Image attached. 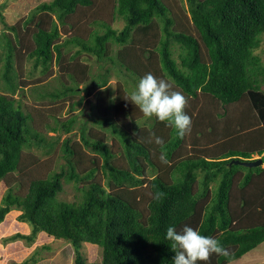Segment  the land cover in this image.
Listing matches in <instances>:
<instances>
[{
    "label": "trees",
    "instance_id": "1",
    "mask_svg": "<svg viewBox=\"0 0 264 264\" xmlns=\"http://www.w3.org/2000/svg\"><path fill=\"white\" fill-rule=\"evenodd\" d=\"M107 1L105 8L111 20H121L123 27L116 30L108 23L93 20L90 24L98 29L92 30L87 39L75 30V15L99 11V0H51L36 6L23 20V26L33 29V47H26L27 53L23 52L32 61L33 69L41 67L43 74L55 63L64 74L59 80L61 91L46 94L53 99L57 94H79L80 85L86 97L92 93V88L86 89L85 81L79 78L83 73L75 74L73 57L64 61V51L75 48L73 56L86 53L137 81L152 73L158 79L171 81L188 99L205 96L218 109L216 117L221 121L207 126L203 124L204 117L197 115L203 125L193 127L192 137L203 141L202 149L195 156L180 157L178 150L184 146L186 136L178 139L167 128L168 133L159 128L150 134L136 131L132 135L118 126L112 119L118 108L116 94L103 108L111 117L100 116L101 120L94 121L106 125V131L118 140L126 165L112 162L114 154L107 143L110 138L91 132L86 138L82 128V144L102 159V166L98 168L97 159L92 158L91 168L80 175L77 161L71 160L78 153L67 139L63 151L66 158H71L67 159L68 171H54L27 183L26 179V192L19 194L22 184L10 179L21 172L23 150L31 146L50 148L52 143L33 126L34 117L22 109L21 101L12 98L23 89L15 81V46L2 33L0 77L8 95L0 94V183L6 186L0 200V224L11 211H18V222L30 229L28 235L16 233L3 241L21 240L29 247L39 234L64 240L72 251L73 264H86L80 251L84 243L101 250L100 264H173L175 253L165 239L167 228L172 226L179 232L189 226L218 239L232 253L229 258L213 255L208 264H229V260L240 259L264 243V64L253 53L264 34V0H186L198 38L172 28L173 19L161 0ZM0 22L15 35V26L6 25L1 13ZM173 46L179 49L178 63L173 58ZM201 46L206 50L207 61ZM108 76L109 69H105L103 75L92 79L94 89L102 90ZM105 92L103 89L99 94ZM243 102H247L261 132L253 146V131L248 126L254 124L243 118L236 123L230 119L231 112ZM93 110L92 107L89 111L93 114ZM96 112L101 114L99 109ZM185 113L189 115L186 110ZM75 123L72 117L56 126L48 125L47 129L69 133ZM153 133L164 140L163 146L154 140L149 142ZM232 133L240 138L239 142L227 143ZM214 146L216 150L212 149ZM162 153L168 163L160 160ZM254 154L261 160L258 167L230 164L232 160L253 161ZM98 169L103 182L97 178ZM239 172L243 176L232 198L234 176ZM62 181L82 184L77 201L57 199ZM157 191L166 194L159 201L149 195ZM233 200L238 209L232 208ZM38 250L20 264H35Z\"/></svg>",
    "mask_w": 264,
    "mask_h": 264
},
{
    "label": "rangeland",
    "instance_id": "2",
    "mask_svg": "<svg viewBox=\"0 0 264 264\" xmlns=\"http://www.w3.org/2000/svg\"><path fill=\"white\" fill-rule=\"evenodd\" d=\"M51 0H0V13L2 14L6 25L15 26L17 31V39L15 35L10 31L5 30L3 25L0 22V45L2 44V33L12 41L15 46L14 51V71L16 72V83L22 87V91H16L15 95L12 96L13 99L20 100L22 109L26 112H30L31 116L34 117L33 126L45 136L47 142L52 143V147H35L31 146L23 150L22 161H21V172L20 174H15L14 177L10 179L11 182H18L20 185L19 194H24L26 192V183L29 179L32 178H45L52 172L68 171L67 159L63 151V142L69 139V144L72 148L77 151V156L73 157L71 160L77 161L76 171L80 173H85L91 168L90 159H97V166L100 168L102 166V159L94 154L90 149H87L82 144L80 140L81 130L85 129L84 134L88 138V134L97 133L105 134L106 137L110 138L108 140V145L111 149V152L114 154L112 162L116 166L126 165V161L123 160L120 155L122 150L120 143L115 137H112L110 133L106 131V125L101 126L95 123V119L101 120L100 116L111 117L108 110H104V107H107L109 99L113 100L118 94L117 99V113L112 116L113 121L120 126L122 129L127 130L130 134H150L153 130L157 131L159 128L167 132V129L164 123H158L154 119L146 120L143 118L142 114L139 112V109L135 108L131 102L125 100L127 96L133 91L138 83L135 78H131L128 74L120 72L117 69L111 68L109 65L98 63L95 57L88 55L86 53H81L77 56H73L75 48L69 49V51H64V61H68V57H73L72 66L74 68L75 74L83 73L80 75V79L85 81L86 89L92 88V93L86 97V94L81 90L83 85H80L79 94L66 95L57 94L56 98H51L50 95L46 93H56V90H60L59 83L63 77V72L60 67L52 63L49 70L42 74V68L38 67L33 69V63L31 60L25 58L27 53V48L33 47V41L31 40L32 28H27L23 26V20L27 18L30 12L41 3H48ZM162 3L168 8L169 14L173 19L172 28L175 31H183L188 34L193 35L198 38L197 31L192 26L189 13L187 10L186 0H161ZM107 0H99L98 7L99 11L88 10L86 16L82 13L75 15L76 23L75 30L80 31L83 38L87 39L88 34L94 30L98 29L95 24H90L91 21H102L111 25L113 29L120 30L123 27L121 20H111L108 9L105 8L107 5ZM95 13V14H94ZM88 17L92 20H86ZM87 21V25L82 26V22ZM83 29V30H82ZM161 33H158V37ZM65 37V36H64ZM63 37V39H64ZM260 46L253 53L260 56L264 64V34L261 36ZM62 41V40H61ZM77 49V48H76ZM173 58L178 63V46L172 47ZM3 54L4 51L0 48V73L3 71ZM201 54L204 57V60L207 61L206 50L201 46ZM71 65V62H69ZM157 65V64H156ZM109 69L108 82L105 89V93H101V89H94L95 86L91 83L92 79H95L98 75H103L104 70ZM168 81L173 85V90L180 91L171 81L166 78H160ZM39 81L41 84H38ZM35 84V86H33ZM4 80L0 77V94L8 95V92L5 88ZM70 85V84H69ZM61 91V90H60ZM181 92V91H180ZM81 99V102H79ZM93 107V114L89 111ZM96 109H99L101 114L96 112ZM185 110L189 113L190 118L193 119L191 124V132L186 135V142L184 146L180 148V157L195 156L198 150L202 149L203 141L197 137H192L194 128L198 123L202 124L201 121L196 119L197 115L204 117L203 124L207 126H213L217 122L218 117L216 115L219 113L216 106L210 104L205 100V96H201V99L198 95V99L194 100L192 98L188 99V104ZM237 110V112H236ZM236 110L231 112V120L236 123L239 119L243 118L246 123H253L254 125L250 127L249 131H253L251 136H253L252 146L257 144V141L261 138L260 128L255 124L254 117L249 109V106L246 103H242ZM127 112L130 113V117L127 116ZM91 114L88 116L87 114ZM74 117L76 123L72 130L69 133H53L50 132L47 127L48 125L56 126L58 122H64L68 119ZM156 123V124H155ZM202 124V125H203ZM193 125V126H192ZM167 128V129H166ZM255 130V131H254ZM168 133V132H167ZM223 134V133H221ZM238 136L240 133H237ZM221 137V135H220ZM219 138V137H218ZM249 138V137H248ZM167 139H169L167 134ZM240 140L236 138L235 133H232V136L228 137V142L233 143ZM221 140V139H220ZM242 141V140H241ZM194 142V145H192ZM239 142V141H238ZM113 143L111 146L110 144ZM197 143V144H196ZM212 145V144H211ZM233 148L232 146H227ZM257 147V146H254ZM214 147H212L213 150ZM240 150H243L239 147ZM227 149H225L226 151ZM177 151V150H176ZM177 151V152H178ZM227 152V151H226ZM253 160L260 159L256 154L252 157ZM264 169V165L261 166ZM99 170V169H98ZM97 178L103 182V176L101 170L97 172ZM243 173H238L234 176L233 186L231 189L232 198L237 194V184L240 183ZM27 179V180H26ZM26 180V183L23 185V182ZM82 187L81 183L75 184L73 182L62 181V191L57 195L59 201H64L72 203L77 201L80 198V189ZM6 190V186L0 183V200ZM147 196V193H144ZM235 200H233L234 202ZM232 208L238 209L236 203H232ZM20 214L18 211H12L11 216H8L6 222H10L12 227L10 230H5L3 226H0V264H13L21 263L28 256H30L35 249H39L36 254L38 261L35 264H73V255L72 251L67 246L64 240H54L45 235H41L40 238H37L35 242L29 246V248H23L24 242L15 240L12 242H4L3 238L10 237L15 230L22 231L18 227H22L24 223L18 222L17 217ZM7 226V225H6ZM238 226V225H237ZM242 226V224H241ZM244 226V225H243ZM24 227V226H23ZM4 229V230H3ZM26 246V245H25ZM43 247L48 249H42ZM81 254L85 259L86 264H100L101 261V250L94 245L82 244ZM231 264H264V243L258 246L256 249L248 252L240 259L232 261Z\"/></svg>",
    "mask_w": 264,
    "mask_h": 264
},
{
    "label": "clouds",
    "instance_id": "3",
    "mask_svg": "<svg viewBox=\"0 0 264 264\" xmlns=\"http://www.w3.org/2000/svg\"><path fill=\"white\" fill-rule=\"evenodd\" d=\"M139 109L143 118L164 123L172 129L178 139H183L191 132V118L185 113L188 98L180 91L173 90V85L164 79H158L152 73L139 79L135 89L125 98ZM163 146L164 140L152 134L149 142ZM160 160L168 163L162 153ZM153 200H161L165 193H149ZM165 239L170 242V249L175 253L173 264H208L213 255L229 258L232 253L221 242L210 236L202 235L198 230L184 226L179 232L175 227H168ZM229 264L231 261L229 260Z\"/></svg>",
    "mask_w": 264,
    "mask_h": 264
},
{
    "label": "crops",
    "instance_id": "4",
    "mask_svg": "<svg viewBox=\"0 0 264 264\" xmlns=\"http://www.w3.org/2000/svg\"><path fill=\"white\" fill-rule=\"evenodd\" d=\"M10 214H12V211L9 213V214H7L6 215V217L4 218V221L0 224V226H3L4 228H5V230H10L11 229V227H12V225H11V223L9 222H6L5 220H7V218H8V216H11ZM7 225V226H6ZM24 226V227H23ZM18 229H21L22 231H17V230H15L14 232H13V234H16V233H19V234H22V235H28L29 233H30V229H29V227L26 225V224H24V225H22V227H18ZM4 230V229H3ZM42 234H39L38 236H37V238H40V236H41ZM6 238H8V237H5V238H3V239H6ZM36 238V239H37ZM23 248H29V247H27V246H25L24 245V247ZM15 264H19V263H15Z\"/></svg>",
    "mask_w": 264,
    "mask_h": 264
},
{
    "label": "water",
    "instance_id": "5",
    "mask_svg": "<svg viewBox=\"0 0 264 264\" xmlns=\"http://www.w3.org/2000/svg\"><path fill=\"white\" fill-rule=\"evenodd\" d=\"M230 164L239 165V166H243L246 168H254V167H258L261 165V160L260 159L253 160V161L232 160Z\"/></svg>",
    "mask_w": 264,
    "mask_h": 264
}]
</instances>
